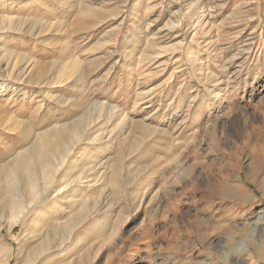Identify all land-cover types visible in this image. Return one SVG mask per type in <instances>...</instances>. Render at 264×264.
<instances>
[{
    "label": "rangeland",
    "instance_id": "rangeland-1",
    "mask_svg": "<svg viewBox=\"0 0 264 264\" xmlns=\"http://www.w3.org/2000/svg\"><path fill=\"white\" fill-rule=\"evenodd\" d=\"M22 57L62 82L21 81ZM2 81L0 153L88 108L83 137H105L76 145L27 230L0 215V264L84 206L47 264H264V0H0Z\"/></svg>",
    "mask_w": 264,
    "mask_h": 264
},
{
    "label": "bare ground",
    "instance_id": "bare-ground-1",
    "mask_svg": "<svg viewBox=\"0 0 264 264\" xmlns=\"http://www.w3.org/2000/svg\"><path fill=\"white\" fill-rule=\"evenodd\" d=\"M90 7L84 6L83 10L81 11L84 13H96L94 11L95 9H92L93 7L92 8ZM20 60H21L20 62L21 66L17 71V76L20 78L21 81L25 80V81H28L29 83H37V84H44V85H50L52 83L62 82L61 75L64 73L65 70L63 66L58 64V62L57 64L55 63L57 66H55L54 69H52L51 71H47L46 65H38L35 62H33L34 59L31 60L27 57H24V58L22 57V59ZM14 61L15 62L10 60L8 64H14L13 66L15 68L16 66L15 64L18 65L19 61L17 60H14ZM74 61L76 60L74 59ZM79 75L81 74H77L76 76H79ZM4 83L5 82L2 81L0 84L4 85ZM55 86H58V85H55ZM70 86H72V84ZM25 95H26L25 92L22 93L21 97L15 100V102L13 103L15 104L16 102L17 103L19 102L22 104V107H25V102L22 100L25 97ZM11 102L12 101H10V98H9L5 105L7 104L9 105ZM97 103L96 104L93 103L94 105L92 104L95 107V110L96 108H99V106L101 105ZM100 107H101L100 110H103L105 108V107L103 108V104ZM88 109H85L81 114L79 113L80 115L79 114L74 115V118L69 122H65L63 124L57 123L60 125H57L55 127L52 126V124H47L46 125L47 127L42 130V132L38 135V137H37V134L36 136L35 134H33L34 137H37V138L30 140L31 139L30 132L34 130L32 129L30 131V129L31 128L36 129L38 125L40 124L42 125L41 122L39 123V121L37 122V120L32 119V121H29L28 123H24L26 126V129H28L29 131L22 130V131H18V133L16 134L12 133L13 136L11 135L12 136L11 138L15 140H10L9 141L10 143L1 144L3 147V149L1 148L2 152L0 153V215L1 216L8 214L11 217H20V215L23 214V216H21L19 220L22 224L23 223L24 225L26 224V230H27L33 219L28 213H24V210L30 207L31 205H33V203L44 201L46 199V198L43 199V197L47 194L50 188L55 184L57 172H59L63 168L67 158L73 153L76 145L79 143H82V144L87 143L88 141L91 143L94 140L96 141V140H100L99 138H103L104 135L100 133L101 131L98 132L97 130H96L97 133L94 137H90V135L83 137L85 136V132L88 129L90 128L92 129L98 124V120L95 121V119L91 116V110L90 109L88 110ZM3 111H4V114L7 113L6 114L7 116H5L6 119L8 120L14 119L15 117L14 111L9 110V109H3ZM8 120H6L7 123H8ZM1 121H3V119H1V116H0V127L1 126L3 127L4 124L6 123L1 122ZM20 124H21V121H20ZM28 124H30V126ZM18 125L19 124H17V126ZM3 128H7V127L4 126ZM23 128L25 129V127ZM9 155H10V159L7 160V157ZM81 181L82 179H79V177L74 178L69 181H64L61 183V185L58 187L56 191L61 192L63 191L65 187H69L70 185L77 184V182L79 183ZM224 186L226 189L229 188V186L227 185H224ZM88 208L89 207H86V206L82 208L83 209L81 211L82 216H74L70 218L69 220L64 221L63 223L61 222L59 224L50 225V228H48L47 230V234L42 238L40 243L34 246L33 250L27 253L25 258L22 257L23 259H25L24 262H26V264H47L49 261H51L53 257H52V254H48V252L51 251V249H53L54 247L62 246L64 241L69 239V235H66V234L68 232H73L75 228L77 229L82 223H84V219L86 217L84 214L88 213L89 211L87 210ZM260 219H264V217ZM96 224L97 223L93 225H96ZM259 225H260V222L257 221L255 226L258 227ZM51 231H54L55 233H60L61 235H63L61 238H63L64 240L60 241L59 243H55L57 239L51 238ZM32 232L33 234H36L35 231L32 230ZM1 251H3V246L0 244V252ZM11 256H12V250H11L10 256L8 257V262L10 261ZM16 256H17L16 263L20 264V261H23L22 258L20 259L21 251H19V253Z\"/></svg>",
    "mask_w": 264,
    "mask_h": 264
}]
</instances>
